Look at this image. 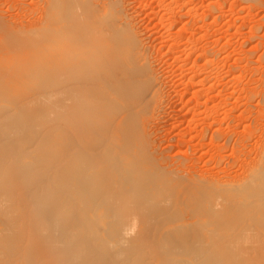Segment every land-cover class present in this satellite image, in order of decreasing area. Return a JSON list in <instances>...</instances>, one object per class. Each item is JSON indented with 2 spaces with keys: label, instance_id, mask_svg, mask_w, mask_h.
<instances>
[{
  "label": "bare ground",
  "instance_id": "bare-ground-1",
  "mask_svg": "<svg viewBox=\"0 0 264 264\" xmlns=\"http://www.w3.org/2000/svg\"><path fill=\"white\" fill-rule=\"evenodd\" d=\"M120 9L117 0H44L39 18L21 26L0 12V98L64 104L69 117L67 177L56 168L66 177V193L55 195L44 217L59 231L84 229L92 250L77 257L65 249L45 248L41 252H50L40 257L29 250L21 260L141 264L156 253L165 264L264 261V137L251 163L241 161L248 165L238 176L199 174L169 161L143 114L147 67H137V39L121 23ZM18 86L53 92L4 93ZM224 133L212 134L228 140ZM1 166L0 200H12L15 192L24 197L23 183ZM103 229L115 234L110 249L96 235Z\"/></svg>",
  "mask_w": 264,
  "mask_h": 264
},
{
  "label": "rangeland",
  "instance_id": "rangeland-1",
  "mask_svg": "<svg viewBox=\"0 0 264 264\" xmlns=\"http://www.w3.org/2000/svg\"><path fill=\"white\" fill-rule=\"evenodd\" d=\"M117 2L121 23L128 24L137 39V67H147L141 97L149 104L143 114L157 130L153 136L165 156L178 160L183 170L241 175L248 165L242 167L241 161L251 163L264 137V0ZM43 7L44 0H0V12L13 26L36 21ZM14 88L4 93L53 92ZM34 103L0 98V140L7 141L0 157V188L5 164L13 171V182L23 183L18 191H24V197L15 192L12 200H0V264H24L21 259L29 250L39 257L50 252H41L45 248L65 249L76 257L92 252L84 229L59 231L55 220L44 217L55 195L66 193L69 117L64 104ZM217 129L230 133L229 139L213 136ZM62 204V218L68 220L71 210L67 202ZM96 235L109 249L115 244L114 233L103 229ZM141 264L165 263L151 253Z\"/></svg>",
  "mask_w": 264,
  "mask_h": 264
}]
</instances>
